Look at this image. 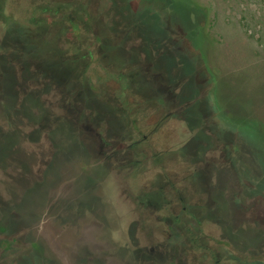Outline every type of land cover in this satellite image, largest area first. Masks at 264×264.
Segmentation results:
<instances>
[{
    "label": "rangeland",
    "instance_id": "374dc122",
    "mask_svg": "<svg viewBox=\"0 0 264 264\" xmlns=\"http://www.w3.org/2000/svg\"><path fill=\"white\" fill-rule=\"evenodd\" d=\"M262 126L264 0H0V203L70 221L0 264H256Z\"/></svg>",
    "mask_w": 264,
    "mask_h": 264
},
{
    "label": "flooded vegetation",
    "instance_id": "af4514ba",
    "mask_svg": "<svg viewBox=\"0 0 264 264\" xmlns=\"http://www.w3.org/2000/svg\"><path fill=\"white\" fill-rule=\"evenodd\" d=\"M50 148H51V146H50ZM52 162H53V159H52V156H51V159L49 161V165L47 166V169H49V167H50ZM45 178H44V181H45ZM34 180H36L35 177H34ZM53 196L56 197L55 195H53ZM37 197L38 196H32L31 198L28 197L27 199L24 198L25 200H23V198L21 200H17L15 198L13 200L14 203L10 204V206L7 205V203H4V202L0 203V220H2L3 222H5V221H14V225H13L14 229L12 228L13 230H16V229L18 230L19 228H22V226L27 227V229H25L23 231L24 233L30 231V229H28V228H33L34 230H33L32 233L36 237L35 238L32 237V239H33L34 242H36V244L40 243L37 240V238L39 239V234L38 233L40 232V230L38 229V226L43 229L42 236L44 234L46 235V233H49L50 234V237H48L49 239H53V236H55L54 239L59 240L60 239L58 237L59 235L58 236L55 235L59 231L53 232L51 229L65 230V229H63V227L59 223L62 222L64 226H65V223H67L66 225L69 226L70 225L69 224L70 221L68 220L69 222L68 221L65 222V217L66 216H65V212H63V211L55 213L54 216L53 215H48L46 209H42L41 213H39V214H37L36 211H28V210L26 211L28 203L31 202V200H33V198H37ZM18 201H21V202H18ZM210 217H212V216H210ZM12 218H13V220H12ZM0 223H1V221H0ZM73 230L75 231V235L70 233V232H68L65 235V232H64V234H63L64 237H65V243L64 244H65V246L68 245L66 247H69L72 244L73 245H77V247L80 248L79 249L80 252H78L79 254L77 253V256L79 258L82 259V258L86 257V260L87 259H91V257L89 255H85L84 254L86 251H85V249L82 248V246L87 248L90 253L93 252L94 256L97 255V254H95V253H97V251H98V253L100 252L101 248H99V247L96 249L95 246L85 245L86 244L85 241L93 242V241H90L89 239H87L89 237V234H88L89 232L85 231L84 228L81 229V231H78V229L77 230L73 229ZM76 232H77V234H76ZM51 234H52V236H51ZM258 235H257L258 238L259 239L261 238L260 241L263 242V243H258V238H257V240L256 239H252L251 242L249 243V245H250V248L252 247V250L254 248L253 252H251L249 249H247L248 248L246 246L247 244L246 245L243 244L244 245L243 246V245H241V242L238 243V240H237L238 238L237 237H239L240 234L235 235V233H233L231 231L229 233H227V247H229L230 249H233V250H235L237 252L239 251V254H242L243 252H248V255L255 254L258 257V259L256 260V264H264V240H263L264 235L261 232ZM42 236H41V238H42ZM14 237L17 238V235L15 234ZM93 243H95V241ZM14 244H16V243H14ZM108 258L109 257L101 256V259H103V260H106V259L108 260ZM245 260H247V259H245ZM108 264H114V263L111 262V263H108Z\"/></svg>",
    "mask_w": 264,
    "mask_h": 264
},
{
    "label": "trees",
    "instance_id": "16d2710c",
    "mask_svg": "<svg viewBox=\"0 0 264 264\" xmlns=\"http://www.w3.org/2000/svg\"><path fill=\"white\" fill-rule=\"evenodd\" d=\"M179 1H184V2H188L191 3L192 0H179ZM197 41H198V46L200 48V50L203 52V54H206L210 51L209 48L212 44V40L210 39L208 33H206V31H204V29H200L197 35ZM235 91V88L232 90V92ZM260 130L262 131V133L264 134V127L262 126V128H260Z\"/></svg>",
    "mask_w": 264,
    "mask_h": 264
}]
</instances>
